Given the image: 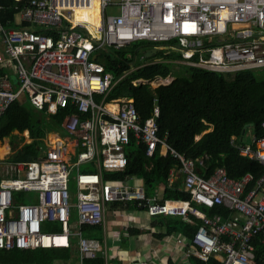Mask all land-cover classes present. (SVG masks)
<instances>
[{"label":"built area","instance_id":"2783aa9c","mask_svg":"<svg viewBox=\"0 0 264 264\" xmlns=\"http://www.w3.org/2000/svg\"><path fill=\"white\" fill-rule=\"evenodd\" d=\"M93 2L97 25L76 17V11L90 10ZM107 7L117 14L107 15ZM134 43L151 44L142 51V65L162 60L156 53L148 62L146 49L171 44L178 66L232 75L260 71L264 0H29L13 27L0 25V117L21 96L38 112L66 111L63 133H51L37 158L0 162V250L69 249L75 241L81 261L105 255L104 213L118 203L150 218L178 217L188 224L199 219L189 252L200 262L214 258L220 264H257L255 243L264 242V172L256 180L250 174L235 180L217 168L206 178L199 172L202 160L184 157L170 147L166 135L159 137L156 98L145 120L132 99L106 101L126 72L106 68L104 50ZM173 79L140 78L132 85L153 90ZM243 135L232 136L230 145L264 168V137L251 133L244 141ZM23 136L28 138V132ZM130 139L145 146L147 157L158 151L178 161L166 181H179L189 199H165L160 186L148 195L142 183L129 184L136 178H108L125 168ZM82 164L89 166L77 172L73 194L70 172ZM20 192L33 198L16 203ZM217 207L227 214L202 210ZM47 222L59 232H44ZM85 227L95 229L87 234Z\"/></svg>","mask_w":264,"mask_h":264},{"label":"trees","instance_id":"16d2710c","mask_svg":"<svg viewBox=\"0 0 264 264\" xmlns=\"http://www.w3.org/2000/svg\"><path fill=\"white\" fill-rule=\"evenodd\" d=\"M29 0H0V25L3 28L14 26L16 15L22 11ZM97 2H93L90 10L76 11V17L92 25L99 24ZM151 44L140 43V47ZM157 50L155 58L161 62L136 63V56L125 51L107 49L105 65L118 74L126 72L109 91L106 101L118 98L132 99L141 118L149 117L153 99H157L159 107L158 135H166V142L177 153L193 160H202L200 174L208 178L215 169L224 168L229 178L240 179L250 174L254 180L264 172L257 162L239 155L230 145V138L241 137L242 131L250 129L257 137H264L261 123L264 122V70L240 71L230 75L211 72L194 67L181 66L184 70L167 86L151 89L148 85L133 86L135 79H151L156 76L165 77L171 73L173 62L179 58L174 51ZM130 56V57H128ZM134 68L131 70V68ZM260 73V72H259ZM66 111L55 114L37 112L25 96L12 103L0 117V141L8 140L9 145L18 146L25 138L22 133L28 131L31 141L22 145L10 157V161L27 162L37 158L44 150V139L51 132H62L61 123ZM244 131V133H245ZM146 148L142 143L136 144L130 139L125 148L126 166L122 171L110 173L109 179L125 182L130 178L141 180L145 192L150 195L155 188H162L165 199H189V195L181 191L179 181L168 185L167 177L170 169H178V161L170 155L163 156L158 151L151 157L146 156ZM118 204V203H115ZM209 215L227 213L217 207L210 210L202 208ZM168 232L182 231L187 237L192 236L199 219L193 218L194 224L188 225L176 218ZM171 221V220H170ZM86 230L95 229L85 227ZM69 249H35V250H0V264H52L55 260H66L71 257ZM257 264L264 260V242L255 243ZM219 264L214 259L207 263Z\"/></svg>","mask_w":264,"mask_h":264},{"label":"crops","instance_id":"0c3cea01","mask_svg":"<svg viewBox=\"0 0 264 264\" xmlns=\"http://www.w3.org/2000/svg\"><path fill=\"white\" fill-rule=\"evenodd\" d=\"M147 61H151L150 57L147 58ZM226 75L232 76V74ZM249 132L250 134L252 133L250 129ZM51 133L62 134L63 130L61 133ZM51 133L47 134L44 141L49 138ZM248 139L249 137L247 140ZM7 147L10 148L9 146ZM10 151H12V147ZM11 156L9 152L5 157L0 158V162H6L5 160ZM7 162H10V160ZM137 184H141V180H139ZM30 195L32 194L20 192L15 194L14 199L16 203H19L22 198H24V201L29 200ZM72 214L75 217V213L73 212ZM173 218L181 220L178 217ZM173 220L174 219L167 220V217L150 218L143 211L130 204H111L107 206L104 213L105 231L102 245L106 254L97 256L94 259L81 261L79 259L76 242L73 241L70 247L72 248L71 257L66 260H55L52 264H80L81 262L82 264H196L199 260L193 255H190L189 252V239L191 236L187 237L184 232L180 230L168 232L172 226ZM182 222L184 223V221ZM193 224L194 221L188 225ZM92 231L93 230H87V234H92ZM214 260L220 264L218 259Z\"/></svg>","mask_w":264,"mask_h":264},{"label":"rangeland","instance_id":"374dc122","mask_svg":"<svg viewBox=\"0 0 264 264\" xmlns=\"http://www.w3.org/2000/svg\"><path fill=\"white\" fill-rule=\"evenodd\" d=\"M117 12H118V10L116 9V8H111V7H107L106 8V14L107 15H115V14H117ZM84 33L82 32V35H83ZM140 43H134V44H132V45H130V46H128V47H125V48H123L125 51H127V52H129L130 54H133V55H135L136 56V63L138 62L139 64L142 62L141 60H140V56L142 55V51L145 49L144 47H140V46H137L136 48H134L136 45H139ZM157 46V50H159V51H164V52H167V51H174V50H171L172 49V46H171V44H161V45H156ZM104 52L105 53H107V50H104ZM175 52V51H174ZM177 53V52H176ZM178 61V60H177ZM175 62H176V60H175ZM173 65L174 66H172V70L173 71H171V73L169 74V76H171V77H173L174 76V74L176 73V74H178V75H180V73H181V71H183L184 69L183 68H181V66H178V64L177 63H174L173 62ZM262 71V70H261ZM261 71H258V73H257V75L259 76V75H261ZM260 72V73H259ZM38 112V111H37ZM43 114H46V113H43ZM249 134H250V132H249V129H247L246 131H245V133H244V135H243V137H244V141L245 140H247V138L249 137ZM30 142V139H28V138H25V140L23 141V143H21V144H19L18 146H15V145H13V146H11V145H9L8 144V140L7 139H4L3 141H1L0 142V147L2 146V147H5V145H6V151L8 150L7 148V146H9L10 147V150H11V147H12V151H10V156L12 155V154H14V152L16 151V150H18L22 145H24V144H28ZM11 152H13V153H11ZM10 160V158H7L5 161L7 162V161H9ZM87 166H89V164H82V165H80V168H78V170H77V168L76 167H74L72 170H71V172H70V176H69V189H70V191L73 193V194H75L76 193V185H75V176H76V174H77V172H82V171H84V168H86ZM136 183H138V180H134V181H130L129 182V184H131V185H134V184H136ZM30 197V199H32L33 198V195H30L29 196ZM42 230L44 231V232H52V231H55V232H59V229L57 228V226H56V224H51V223H45L44 224V226L42 227ZM54 264H56V263H54Z\"/></svg>","mask_w":264,"mask_h":264},{"label":"water","instance_id":"95a60500","mask_svg":"<svg viewBox=\"0 0 264 264\" xmlns=\"http://www.w3.org/2000/svg\"><path fill=\"white\" fill-rule=\"evenodd\" d=\"M156 53H157V49L156 48H149V49H146L144 51V56L146 58H149V57L154 56ZM244 131H245V129L242 131L241 136L244 134ZM202 216H203V214H199V217H202Z\"/></svg>","mask_w":264,"mask_h":264},{"label":"bare ground","instance_id":"6f19581e","mask_svg":"<svg viewBox=\"0 0 264 264\" xmlns=\"http://www.w3.org/2000/svg\"><path fill=\"white\" fill-rule=\"evenodd\" d=\"M5 147H0V158L5 157L10 152V148H7L8 150L6 151Z\"/></svg>","mask_w":264,"mask_h":264}]
</instances>
